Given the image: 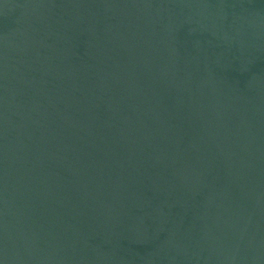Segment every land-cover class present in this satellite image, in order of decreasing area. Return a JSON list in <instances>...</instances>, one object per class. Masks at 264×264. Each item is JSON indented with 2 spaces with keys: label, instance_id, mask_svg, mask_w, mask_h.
Returning a JSON list of instances; mask_svg holds the SVG:
<instances>
[{
  "label": "water",
  "instance_id": "obj_1",
  "mask_svg": "<svg viewBox=\"0 0 264 264\" xmlns=\"http://www.w3.org/2000/svg\"><path fill=\"white\" fill-rule=\"evenodd\" d=\"M0 264H264V0H0Z\"/></svg>",
  "mask_w": 264,
  "mask_h": 264
}]
</instances>
